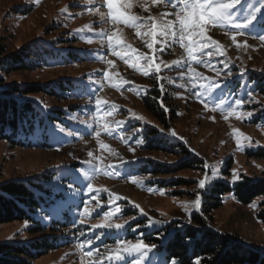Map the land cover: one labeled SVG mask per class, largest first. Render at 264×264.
I'll use <instances>...</instances> for the list:
<instances>
[{"label":"rangeland","instance_id":"1","mask_svg":"<svg viewBox=\"0 0 264 264\" xmlns=\"http://www.w3.org/2000/svg\"><path fill=\"white\" fill-rule=\"evenodd\" d=\"M253 5L260 7L256 0H244L240 5L244 12L239 13V9L237 12L243 16ZM90 7L92 6L87 0H0V60L26 48V45L37 39L60 42L62 45L58 47L63 52L70 47L76 50V56L82 55L78 60L69 59L60 63L51 61L35 70H21L11 74L4 73L0 67V88L16 83L42 85L56 79L71 78L76 85V95H70L64 100H55L41 93L32 96L47 106L61 109L76 107L79 111L66 118L70 123L69 129L58 127L55 131V143L49 147H17L0 141V184L11 178L24 179L53 172L55 179L46 184L62 189L59 178H69L70 175L68 185H71V188L65 189L66 197H62L58 203L62 213L70 215L71 223L68 226L59 231L33 232L31 223L24 221L0 224V242H27L42 235L56 234V238L61 237L58 241L60 245L30 264H86L87 258L78 245L86 243L87 239L95 240L100 235L101 239L95 240L94 250H99L106 257L117 246V239L135 242L142 238L148 245L156 246L142 264H180L174 258H167L159 245H163L167 236L175 230L192 224L190 217L194 213L206 214L202 210V202L207 188L214 181L234 183V173L239 176L236 181L264 180V159L251 155L258 148L264 149V41L259 39V35L264 33L259 32L258 28L236 32L230 30V26H210L207 29V34L222 46L220 51L223 55L217 53L215 47L211 49L214 53L212 64L221 69L217 78L221 87L206 99L209 107L205 109L204 104L188 91L191 82L187 66L181 68L172 63L182 57L187 60L185 50L178 43L171 44L158 36V43L150 50L144 43V38L136 34V28L123 23L117 24L110 19L100 23V17L95 15V8L89 11ZM96 7H99L98 2ZM100 10L108 11L107 8ZM129 11L147 18L158 17L173 9L170 4L165 7V0L159 5L153 4L152 0H132ZM138 23L141 31L146 30L143 28L144 19ZM112 31H116L126 45H131L139 53H146L153 57L155 63L161 64L159 74L153 72L145 77L141 71L130 67L134 59L131 49L128 50L130 55L125 57L128 63L114 55V51L123 49H109L106 38L101 43L98 35ZM234 35L235 43L232 39ZM64 42H70V45L67 46ZM207 51L206 49L203 59H208ZM101 56L104 58L101 59ZM109 60L113 62L111 66L107 63ZM221 61L230 62L229 67L224 69ZM140 63L143 64L144 61ZM164 64L171 67L164 68ZM192 67L207 77H215V72L207 65L193 63ZM105 71L109 73L108 78L104 77ZM181 72L184 73L183 78L180 76ZM124 81L129 83L124 84ZM153 82L157 85L156 89L162 92L160 95L167 98L165 106L168 110L165 107L162 109L165 123L152 115L142 103V98L155 87ZM161 84L164 85L163 91ZM181 84L184 87H180ZM97 98L108 102L102 106L103 111L113 113L106 120L127 121L113 135L103 132L99 138L95 135L98 125L93 117L98 114L95 104ZM220 99L226 101L224 109L213 111V102ZM236 99L245 103L236 107ZM170 107L174 110V118H171ZM228 108H234L242 116L244 113H251V116L239 119L236 115L228 116ZM225 116L228 118L224 119ZM136 117H143V120ZM148 128L156 129L159 135L170 142L183 144L191 155L203 162L201 167L171 173H148L151 166L149 160L174 165L168 162H177L181 158L170 152L156 153L144 149V143L138 141L143 140ZM173 131L175 136L171 134ZM238 136L241 137L240 146L237 145ZM101 142L108 144L114 151L101 149ZM130 148L134 151H129ZM89 152L100 159L93 160L88 156ZM89 160L100 168L91 180H87L82 174L90 170V165L85 163ZM125 161L128 163L120 168L125 173L123 177L113 174L114 170H103L107 165H121ZM205 176L207 186L199 189L198 182ZM132 177L141 182L133 183ZM88 183L93 185L92 193L88 192ZM98 189L107 191H101L94 200L92 197ZM112 192L121 199L113 200L110 205L109 194ZM197 195L201 196L199 210L194 205ZM97 201L100 208L96 207ZM262 201L264 195L244 205L232 194H225L221 198V206L205 215V218L208 217L209 227L216 232L236 235V239L245 247L264 253V223L257 218ZM134 205H139L147 215H142L140 208ZM85 207L95 211L89 216H82ZM116 208L120 211L116 212ZM106 213H113L110 216L111 222L124 223V229H92L93 224L104 220ZM149 218L162 223L150 225ZM86 250L87 248L84 249ZM94 259L98 260L100 257L95 256ZM127 264H132L131 259Z\"/></svg>","mask_w":264,"mask_h":264},{"label":"trees","instance_id":"2","mask_svg":"<svg viewBox=\"0 0 264 264\" xmlns=\"http://www.w3.org/2000/svg\"><path fill=\"white\" fill-rule=\"evenodd\" d=\"M64 43L70 45V42ZM60 44L62 45L53 40L31 41L26 48L2 57L1 70L11 74L15 71L35 70L51 61L60 63L82 57L81 54L76 56V50L70 47L63 52V49L58 47ZM70 79H56L42 85L16 83L0 88V141L17 147H49L54 144L57 138L55 131L58 127L69 129L70 123L66 118L78 114V108L61 109L47 106L32 95L41 93L55 100L67 99L70 95H76V85ZM156 86L155 84L142 98V103L152 115L165 123L161 101L166 105L167 98L160 95L162 92H159ZM169 112L171 118H174V110L171 107ZM146 136L151 138L146 139ZM143 141L144 149L181 156L174 165L149 160L151 166L147 170L148 173L199 169L203 163L191 155L183 144L168 141L154 128L147 129ZM251 155L264 159V149L258 148ZM69 178H59L62 189H55L46 184L55 179L53 172H44L24 179L11 178L3 182L0 184V224L24 221L31 223L33 232L63 230L71 223L70 215L62 213L58 203L67 195L65 189L69 188ZM229 193L246 205L254 198L264 195V180L243 179L234 183L214 181L203 194L202 210L205 215L220 207L221 198ZM205 215L194 213L190 217L192 224L175 230L167 236L163 245H159V248L164 249L167 258H174L180 264H264V253L245 247L236 239V235L222 234L211 229ZM257 218L264 223V201L261 202ZM52 235H42L27 242L1 241L0 264H30L34 259L60 245L58 241L61 237Z\"/></svg>","mask_w":264,"mask_h":264},{"label":"snow or ice","instance_id":"3","mask_svg":"<svg viewBox=\"0 0 264 264\" xmlns=\"http://www.w3.org/2000/svg\"><path fill=\"white\" fill-rule=\"evenodd\" d=\"M87 2L92 6L89 8V11H92V9L95 8V15L100 17V23H105L110 19L117 24L123 23L136 28V34L144 38V43L150 50L154 49V46L158 43V36L163 37L164 41H168L171 44L178 43L180 47L185 50L187 60H184L182 57L180 60H175L172 63L178 65L181 68L187 66L189 80L191 82V87L188 89V91L194 95L197 100L204 104L205 109L209 107V104L205 102L206 99L212 96L213 93L219 91L221 87V84L217 79L220 76L221 69L216 68V66L212 64L211 58L214 56V53L211 51V49L215 47L217 53L223 55V53L220 51L222 46L217 40L212 39V37L207 34V29L210 26H230V30L236 32L242 33L243 30L251 31L258 28L259 32L264 33V16H262V13H264V0H256V3H258L260 7L253 5L248 10L247 14L243 16H241L239 13L244 12V9L240 8V5L243 4L244 0H175L174 3L172 0H165V7L170 4L173 11L163 12L158 17L148 16L147 18L139 17L129 11L132 0H87ZM96 2L99 3V7H96ZM161 2L162 0H152V3L156 5H159ZM101 8H107L108 11H101ZM238 9L239 13L237 12ZM141 19L145 20L143 28L146 30L144 31H141V27L138 23L141 21ZM89 31H91L90 28ZM98 35L100 36L101 43H103L106 38L107 47L109 49H114L116 47H121L123 49L122 51H114L113 54L120 57L121 59H124L125 63H128V60L125 59V57L130 55L128 50L131 49V55L134 56V59L130 64V67L141 71L145 77H148L150 73L153 72L159 74L161 71V64L155 63L153 57L148 56L146 53H139L136 49L131 48V45H126L116 31H112L111 33L101 32ZM232 39L235 43V35L232 37ZM259 39L264 41V34L259 35ZM89 42H91V40H89ZM206 49L208 50L206 53L208 59H203L202 57L205 55ZM100 58L103 59L104 57L101 56ZM141 61H144V63L141 64ZM107 63L109 66H111L113 62L109 60ZM193 63L207 65L212 71L215 72V77H207L202 72L196 71V69L192 67ZM221 63L224 64V69H227L230 62L221 61ZM163 67L170 68L171 65L164 64ZM243 71L244 69L242 68L241 72ZM229 75H231L230 72ZM180 76L183 78L184 73L181 72ZM104 77H109V73L107 71L104 72ZM157 78L159 79V76H157ZM94 83H100V81H94ZM123 83L128 84L129 82L124 81ZM160 87L163 91L164 85L161 84ZM180 87H184V85L181 84ZM221 95L223 96L224 94L221 93ZM249 96L251 97V92H249ZM225 102L226 101L224 99H220L218 102H213V111L218 109L223 110ZM107 103V101H103L100 98H97L95 101L98 114L93 117V119L98 125L95 132L97 138H99L102 132L107 133L108 135H113L114 133L120 131L122 126L127 123V121L123 120L112 122L106 120V117L113 115L111 111H103L102 106ZM244 103L245 101H242L241 99L235 100L236 107H241ZM161 106L165 107L166 111L168 110L163 104V101H161ZM101 112L102 114H100ZM231 115H236L239 119L243 118V116H251V113H244L242 116L241 113L236 112L234 108H228V116ZM228 116H225L224 119H227ZM133 117H135V114H133ZM136 118L143 120V117ZM89 127H91V125H89ZM171 134L173 136L176 135L174 131ZM243 138L249 139L248 137ZM180 139L183 138L180 137ZM240 139V136L236 138L238 146H240ZM143 142V140L138 141V143L141 144ZM99 147L101 149H108L109 152L114 151L113 149L109 148L108 144L103 142L99 144ZM129 151H134V149L130 148ZM88 156L92 157L93 160L100 159L99 157H94L92 152H89ZM85 163L90 165V170L83 172L82 174L87 180H91L95 173L100 171L99 165L93 164L92 160L85 161ZM125 163L128 162H122L121 165H107L103 170L106 172L110 169L114 170L113 174H118L123 177L125 173L121 172L120 168H122ZM168 163L175 164L177 162L170 161ZM207 167L208 165L206 164L205 168ZM131 179L133 183L141 182L135 177H132ZM237 179H239V176L238 174L234 173L233 182H235ZM198 183L199 189H204L207 186V176H205L203 179H200ZM69 188H71V185ZM87 189L89 193L94 191L93 185L91 183L87 184ZM95 191L96 195L92 197L94 200L101 191H107V189H98ZM119 199H121V197L115 192L109 194L110 205L113 203V200L118 201ZM194 205L196 209L199 210L201 206L200 195L196 196ZM134 206L140 208L139 205ZM96 207H101L99 201H97ZM94 211L95 209H89L88 207H85L81 215L89 216ZM119 211L120 209L116 208V212ZM140 213L145 216L147 215V213H145L142 208H140ZM111 215H113V213H106L104 220L101 223L93 224L91 226L92 229H124V223L111 222ZM132 219H135V217ZM155 223H162V221H155L149 218L150 225ZM104 235H107V233H104ZM100 239V235L95 237V240ZM95 240L87 239L86 243H81L78 245V247L83 251L84 257L87 258L86 264H114V262H123V264H127L129 259H131L132 264H142L148 253L152 251L154 247H156L155 245H148L142 238L137 239L135 242L117 239V246L111 249L105 257L104 253H101L99 250H94ZM86 248L87 250L84 251ZM95 256L100 257V259H94Z\"/></svg>","mask_w":264,"mask_h":264}]
</instances>
